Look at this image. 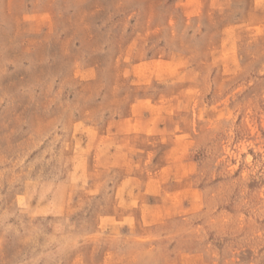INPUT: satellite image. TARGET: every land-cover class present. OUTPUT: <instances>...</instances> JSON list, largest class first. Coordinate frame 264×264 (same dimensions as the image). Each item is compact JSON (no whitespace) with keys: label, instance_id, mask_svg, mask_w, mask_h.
Returning a JSON list of instances; mask_svg holds the SVG:
<instances>
[{"label":"rangeland","instance_id":"374dc122","mask_svg":"<svg viewBox=\"0 0 264 264\" xmlns=\"http://www.w3.org/2000/svg\"><path fill=\"white\" fill-rule=\"evenodd\" d=\"M0 264H264V0H0Z\"/></svg>","mask_w":264,"mask_h":264}]
</instances>
